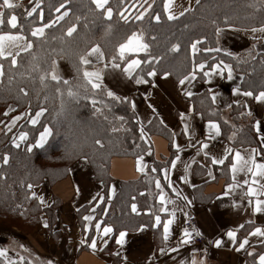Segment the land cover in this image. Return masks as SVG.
<instances>
[{"label": "crops", "instance_id": "crops-1", "mask_svg": "<svg viewBox=\"0 0 264 264\" xmlns=\"http://www.w3.org/2000/svg\"><path fill=\"white\" fill-rule=\"evenodd\" d=\"M22 1L14 0L18 4ZM196 4V0H174L172 11L179 16L178 14L183 8L191 5L192 9ZM133 10L136 11V9H130V12L134 15L135 11L133 12ZM165 14L167 16V12ZM255 35L260 36L261 34L256 33ZM253 44H255L254 52L264 53V40H253L250 32L226 29L221 39V45L236 55L249 51ZM60 68L62 69V67ZM66 68L69 72L66 75H71L68 66L63 67L65 72ZM110 70H106L104 75L107 86L118 95L127 96L131 101H135V112L143 125L150 124L149 121L154 120L153 122L156 121L165 127L166 132L152 134L150 137L151 150L147 154L119 155L112 158L109 168L112 182L108 195L113 199L123 181L145 180L149 176L160 179L161 187L165 193V203L161 204L159 200L161 190L155 187V182L152 180L155 187L153 192L157 194V207L155 211L145 210V214H149L150 220L143 224L148 227L143 230H139V226L116 230L111 223L104 222L102 217H98L97 207L100 202L92 201V197L97 193L103 196V185L93 179L88 163L80 160L74 165L70 174L55 184H50L45 180L34 185L33 191L37 193V196L44 197L45 203L41 205L43 208L51 206L55 198L61 200L55 211V220H52L46 212L40 213L39 223L28 232L25 239L21 238L16 241L13 234L19 233V229L16 227L7 228L0 219V249L6 250L1 257L6 261L11 260L18 264H25L20 260V257L24 258L27 255L31 257L30 261H34L35 264H38L36 260L41 261L44 257L51 259L53 264H175L181 259L190 260L193 248H196V259H203L204 264H254V257L248 256L245 250L239 252L235 250L238 243L233 245L227 232L235 230L237 241H241L253 226L264 227V214H257L253 211L256 197H252L253 203L249 204L248 197L245 195L249 186L258 188V185L252 184L253 177L246 171L238 170L235 173V179H233L234 174L230 166L225 167L228 165L227 160L225 165L212 164L210 161V157L219 156L224 147L239 149L246 158L248 156L246 150L255 147L258 149L255 157L256 162L264 163V153L259 152V145L255 143L257 138L253 131L255 121L264 119V106L251 97L245 98L232 92V88L237 84L240 85L241 74L234 70V81L227 80L226 73L224 77L213 76L211 84L206 79L202 80L197 76L191 85L186 82L183 86L184 90H182L171 75L166 78L163 75H156L151 83L137 85L122 70H115L118 74L115 77L111 76ZM68 76L66 78H69ZM210 88L212 92L217 93L215 104L222 111L221 119L234 126L231 113L235 104L231 108H228L227 104L234 100L241 101L244 117L237 125H240V129L249 125L254 138L250 137L252 135L240 137L237 131L235 139L229 140L228 136L231 135L232 130L228 136H224L221 131V135L216 140H208L207 121L209 119H204L195 110L190 97L185 95V90H190L195 95L203 90L209 91ZM249 109L252 112L251 116L247 115ZM182 112L185 113L184 121L180 119ZM211 119L219 122L215 118ZM184 123L190 125L187 134L183 131ZM198 140L209 143V157H205V149L196 144ZM190 144H196V146L191 147ZM176 155H179L180 159L176 162L175 168H172L170 161L175 159ZM139 157H143L140 164L147 165L143 173L138 170ZM186 165L187 172H185ZM153 166L158 170L167 166V179L164 178L163 171L152 173L150 169ZM239 167L238 163V169ZM183 175H187L186 181L179 179ZM245 179L249 180V185L243 184ZM255 179L259 180L260 184H264V178L257 176ZM169 180L181 192L180 197H177L170 188L165 187ZM230 183L234 184V187L228 190L227 185ZM236 184H239L240 187H235ZM113 187H115L114 193L111 192ZM225 191H228L229 194L223 195ZM260 198L264 199V196ZM234 200L237 202L236 204H233ZM89 201H92L91 205ZM92 206H96L95 213L89 212V208ZM110 207L111 204L108 202L105 209L108 210ZM162 207H166L168 211H160ZM137 213H140L138 205ZM173 213L174 219L169 226L168 241L171 247H175L177 240L182 237V230L186 228L184 224L187 218L195 215L197 221L191 229L187 228L191 235V242L179 248L178 252L162 256L158 250L164 246L163 223L172 218ZM184 213H187V216ZM88 214L94 215L95 219L92 222L83 220V216ZM155 215H160L161 224L154 227ZM44 220L48 222L47 228L43 225ZM249 221H252L253 224H249ZM96 223L101 224L99 232L95 229ZM85 224L89 225L87 231L84 228ZM241 224L244 225V228L239 227ZM49 225L52 226L54 234L49 231ZM104 226L113 228V233L109 234V237L103 235ZM119 231H126L123 245L116 243ZM193 232L201 233L200 236H203L206 241L196 243L192 236ZM89 237L96 240L95 249L90 246ZM103 239H108L107 245L102 243ZM216 239H222L223 243L220 247L214 244ZM260 239L264 238L249 237L251 246H246L247 251L255 249L254 255L264 251V247L258 242ZM81 240L87 242L81 243ZM15 241L27 248L21 250V248L13 246ZM205 250L206 255H204ZM117 252L120 253L119 256L116 255ZM153 253L158 261L153 258ZM125 256L127 261L124 260ZM173 257L175 260L172 259Z\"/></svg>", "mask_w": 264, "mask_h": 264}, {"label": "trees", "instance_id": "trees-1", "mask_svg": "<svg viewBox=\"0 0 264 264\" xmlns=\"http://www.w3.org/2000/svg\"><path fill=\"white\" fill-rule=\"evenodd\" d=\"M110 3L115 5L117 0H110ZM131 3H133V0H128V4ZM19 4L22 7L16 8L15 12L20 23H23L25 19L24 12L30 6V0H23ZM262 4H264V0H200L199 4H196L183 16H178L176 20H168L162 8V0H156L154 7L155 11L161 14L160 22L150 20L146 15L143 22L129 21L125 25L124 21L118 18L115 8L112 19L107 20L102 18L98 11L94 10L90 0H71L72 12L61 24L66 26L67 23L74 22L76 16L81 17L73 38L66 39L72 40L75 45L83 48L85 45L81 36H84L91 42L99 43L105 50L106 57L112 51L113 46L122 42L126 35L131 34V31L143 29L144 41L150 45L149 53L154 57H159L158 62L153 61L154 66L157 68V75H162L163 71H168L172 78L178 82L183 75L191 70L190 43L201 36H207L208 40L205 43L214 46L212 43L214 40L213 20L222 27L224 26L225 17L237 27H258L264 22V6ZM52 5L58 6L57 0H44L42 7L45 19L57 15L52 9ZM85 23L88 25L87 29L83 27ZM108 24L112 25V30L106 35L104 30ZM4 30L8 31V26H5ZM46 33L47 43L41 44L39 39L33 41L34 48L32 51H39L41 68L47 67L45 61L50 63V59L55 58V53H51V49L59 50L61 47H65V44L59 39L62 34L61 25L46 30ZM53 36H56L57 39L53 40ZM152 37H155V39L153 40ZM176 43L180 45L178 51L172 50V45ZM41 48L42 51H40ZM149 53L141 52L131 55L144 59ZM208 55V53H198L197 60ZM211 55L217 56L218 59H224L226 63H231L236 72L244 75V81H240L241 89L250 90L255 88L261 90V86L264 85L263 52L252 51V55L255 56L254 60L249 56V51L238 54L239 62L236 59L227 57L223 52L219 54L212 53ZM9 59L0 60V63L4 65L5 73L3 78H0V120L7 122L11 116L26 111L29 106H31L33 114L38 110V106L47 108V112L36 125L28 123V117L25 116L17 122L12 132L7 133V135L4 131L0 132V157L4 153L9 155L7 165L0 163V219L6 227L31 230L39 223L40 213L42 212H46L52 220L56 219L55 211L61 200L55 198L51 206L43 208L37 198L31 197L30 191H33V189L28 190L26 185L28 183L36 185L45 180L50 184H54V182L70 174L74 165L82 160L80 156L69 157L65 154V146L71 147L73 143L79 146V151L88 156V165L93 179L103 185L102 191L105 201L100 202L97 207L98 217H102L104 222L111 223L116 230L134 228L143 223H148L150 218L149 214H145V210L155 211L157 207V194L153 192L155 187L153 181H149V176L145 180L121 182L116 195L110 200L111 207L106 211V214L101 211L106 208L109 202L108 191L112 182L109 168L112 158L119 155H144L151 150V143L145 141L144 138H140V125L133 116L130 105L127 103L114 104L111 113L105 110V115L109 116V120L105 121L103 116L94 115L91 100L81 98L78 101H72L65 95L63 98L64 110L60 112L61 97L55 93L54 88L41 89L39 80H32L28 75L31 57L27 53H21L17 57L18 63L15 67H10ZM63 60L67 63L71 72L69 78L75 77L76 73L69 61L67 59ZM141 67H144V65H141ZM139 71L137 69V72L133 75L135 76ZM140 74L143 75V73ZM37 75L36 72H31V76ZM10 76L12 77L11 83H9ZM198 77L203 80L201 74H198ZM144 78L149 80V83L154 79V77L147 76ZM131 81L135 83L132 78ZM76 82V80H73V83ZM20 88L26 89L27 96L19 92ZM37 91H39V99H37ZM45 95L48 96L46 101L44 99ZM190 99L195 110L204 119L215 118L219 120L222 134L224 136L229 135L230 131L233 130V125L229 122L225 124L224 120L221 119L222 111L212 102L211 93L208 90L192 95ZM129 100L131 101L130 98ZM10 106L14 111L5 116L4 113L8 111ZM241 113H243V105L235 104L231 113L235 129L238 130L240 137H248L252 135L249 129L250 126L246 125L243 129H240V125H237L244 117ZM112 114L125 116L128 123L124 127L131 129V131L112 132L111 127L113 125L120 126L117 122L112 121ZM42 125L53 127V135L48 137L43 147L37 146L31 152L27 151V145L34 144L39 132L43 130ZM0 127L2 129L3 125H0ZM143 128L147 130L148 134L151 132L153 134L166 132V128L156 121L143 126ZM21 130L29 132V136L26 142H21L20 147L16 148L11 144V139L13 136L18 135ZM250 137L254 138L253 135ZM95 139H99L101 144H95ZM133 197H135V200L132 199ZM132 203L138 205L140 213L132 212ZM81 226L83 227V225ZM52 230V226L49 225V231L54 234ZM25 248L27 247H23L21 250ZM28 256H25L23 262L35 264L34 261H30L31 257ZM0 264H8V261L0 256ZM13 264L18 263L13 262Z\"/></svg>", "mask_w": 264, "mask_h": 264}, {"label": "snow or ice", "instance_id": "snow-or-ice-1", "mask_svg": "<svg viewBox=\"0 0 264 264\" xmlns=\"http://www.w3.org/2000/svg\"><path fill=\"white\" fill-rule=\"evenodd\" d=\"M91 4L94 6V10L98 11L102 18H106L107 20H111L114 13V8L118 18L124 21L125 25L129 23V21H140L143 22L145 16L147 15L150 20H155L156 22H160L161 14L155 11V3L156 0H133V3L128 4V0H117L115 5L110 3V0H90ZM44 0H30V6L25 9L24 12V22L20 23L19 18L15 12V9L18 7H22V5L14 2V0H0V60L9 59L10 67H15L18 63L17 57L20 56L21 53H27L31 57V61L29 63L30 72L28 75L32 80H39V84L41 89H48L49 87L54 88V91L57 95L61 97V109L60 112L64 110V97L65 95L70 98L72 101H78L83 98L84 100H91L92 108L94 109V115L103 116L105 121L109 120V116L105 115V110L111 113V109L116 103H127L130 105L132 109L133 116L135 117L137 123L140 125V138H144V128L143 122L140 120V117L136 115V103L135 101H130L127 96L118 95L115 91L107 88L104 85V75L105 71L108 69L117 70L120 69L124 74H126L129 78L134 79L137 85L140 84H148L149 80L144 77H155L157 75V68L154 66L153 61L159 60V57H154L149 53L150 45L144 41V30L140 29L138 31H131L130 35H126L122 42H119L117 45L113 46L111 52L108 53L106 57L105 50L101 47L99 43H94L87 40L86 37L81 36V39L84 42V47L80 48L73 43L72 40H68L66 38H73V34L77 32V28L81 17L76 16L74 22L67 23L66 26L62 25L61 22L66 20V17L72 12L71 0H57V5H52V9L57 13L54 17H49L45 19V14L43 10ZM174 0H162V8L164 12H167L168 20H176L178 18L177 14L172 11ZM196 3L199 4L200 0H196ZM264 6V4H262ZM130 9H136L135 14L133 15L130 12ZM191 10V5L186 8H183L182 11L179 12V16H183L186 12ZM7 13V16H6ZM214 25V40L213 45L209 46L205 42L208 40L207 36H201L190 43V51L192 55L191 59V70L188 71L182 78L179 79L178 83L181 86L182 90L183 86L187 82L189 85L192 84L193 81L197 79L198 74L202 75V78L206 79V81L211 84L213 80V76L224 77L226 73V78L229 81H234V68L231 63H226L224 59H218L217 56L211 55L212 53H221L223 52L227 57H231L236 59L239 62V58L235 53L228 50L227 48L221 45V39L225 34L226 29H231L233 31H243L250 32L252 34L253 40L259 41L264 40V22H262L258 27L253 26L251 28L246 27H237L232 24L227 17H225L224 26L217 24L215 20L212 21ZM56 25H61V36L59 39L65 44V47H61L59 50L51 49V53H55V58L50 59V63H47L46 68H41L40 61L41 56L39 51H32L34 48V39H39L41 44L47 43V33L46 30H50L54 28ZM8 26L9 30L5 31L4 27ZM85 29H87L88 25L85 23L83 25ZM16 30V31H12ZM112 30V25L108 24L105 28V34H109ZM256 33H260V36L255 35ZM53 40L57 39L56 36L52 37ZM154 40L155 37H152ZM180 48L179 43L172 45V50L178 51ZM255 49V44H253L252 49L249 50V56L251 59H255V56L252 55V51ZM42 51V48L40 49ZM149 53L144 59H140L135 55L137 53ZM208 53L207 57L201 58L197 60V54ZM51 55V54H46ZM58 59H67L71 64L72 69L76 73L75 77L72 78H64L58 70ZM211 61V62H209ZM96 65H102L101 67H96ZM144 65V67H141ZM91 68V70H89ZM139 69V73L135 76L134 73ZM207 69V70H205ZM31 72H36L37 76H31ZM140 73H143L141 75ZM4 65L0 63V78L4 76ZM163 77H168L170 73L168 71L162 72ZM73 80H76V83H73ZM240 80L244 81V75L240 76ZM12 82V77H9V83ZM54 82V83H53ZM20 93H23L27 96V91L25 88L19 89ZM211 93L212 102L215 103L217 99V93L212 92L211 88L209 89ZM232 92L237 95H242L245 98L251 97L253 100L257 102H261L262 106H264V85L261 86V90H257L252 88L250 90H243L241 86L237 84L234 88H232ZM185 95L191 97L193 93L190 90H185ZM39 91H37V99H39ZM147 98V97H146ZM45 101L48 99V96L45 95ZM233 104L240 105V100H234L232 103L227 104L228 108H231ZM99 105V106H98ZM151 107V105H150ZM14 111L11 106L8 111L4 113L5 116H8L9 112ZM153 111L155 109L153 108ZM47 112V108L43 106H38V110H36L33 114L31 110V106L24 112H20L18 115L11 116V118L5 122L4 120H0V125H3V128L0 131H4L5 135L7 133L12 132L13 128L17 125V122L20 121L23 117H28V123L32 125H36L39 123L40 118ZM59 115V113H57ZM244 115V113H241ZM248 116L252 115L251 109L247 112ZM181 121L185 119V113H180ZM112 121L117 122L120 126L117 127L113 125L111 127V131L116 133L121 130L130 132L131 129L125 128L124 126L128 123L127 119L123 115H115L112 114ZM150 122V121H149ZM111 123V121H110ZM227 124V121H224ZM190 125L188 123H184L183 131L185 134L189 132ZM233 131L230 136H228L229 140H234L237 134L235 126L233 125ZM43 130L39 132V138L35 140L34 144L27 145V151L31 152L34 147H43L48 140V137L53 135V127L42 125ZM208 128V140H216L217 137L221 135V125L219 122L209 119L207 121ZM6 130V131H5ZM254 135L257 138L255 143L259 145V152L264 153V119L256 120L253 125ZM175 135V133H173ZM29 136V132L27 131H19L18 135H15L11 139V144L19 148L21 142H26ZM95 144L100 145L101 141L99 139H95ZM196 144H199L202 149H205L204 156L209 157V143L205 141H196ZM196 144H190L189 146L195 147ZM177 147H179L177 145ZM79 146L75 143L69 146H65V154L69 157L72 156H80V158L85 162H89V158L87 155H84L81 151L78 150ZM248 153L247 158L242 155L241 150L233 149L230 147H224L219 156L213 155L210 157V161L212 164L225 165V161H228V165L230 166L231 171L233 172V179H235V173L239 171H246L251 173L253 179L252 184L258 185L257 187L249 186L245 195L248 197V203L252 204V197H256L254 202L253 211L257 214H264V199H261V196H264V184H260L259 180L255 179L257 176L264 178V163L256 162V155L258 153V149L252 147L246 150ZM143 157L138 158V170L140 172H145L147 165L140 164V161ZM180 159L179 155L175 156V159L170 161V166L175 168L176 162ZM9 161V155L4 153L2 157H0V163L3 165H7ZM238 163L240 165L238 169ZM150 171L152 173H157L158 171H163L164 178L167 179L168 167L163 166L159 170L157 167L153 166ZM185 172H187V165L185 166ZM180 180H187V175H183L179 177ZM154 180L155 187L160 189L159 192V200L161 204L165 203V193L161 187V181L158 178L150 177L149 181L152 182ZM244 185H249V180L245 179L243 181ZM165 187L170 188L177 197L181 196V192L176 189L172 182L169 180ZM234 184H228L227 189H233ZM235 187H240L239 184H236ZM28 190H32L34 185L32 183H28L26 185ZM111 192H115V187L111 189ZM229 192L225 191L223 195H228ZM30 195L32 198H37L39 203L43 205L45 203L44 197L40 195L37 196L35 191H30ZM27 199V197H26ZM135 200V197L132 198ZM187 200L186 197H184ZM111 196L108 197V201L110 202ZM92 201L103 202L105 201V197L97 193L96 196L92 197ZM92 201H89V204H92ZM188 203H191L188 201ZM237 202L234 200L233 204ZM96 206H92L89 208L90 213H95ZM131 210L133 213H137V204H131ZM102 213L106 214V209L101 210ZM151 212V209H148ZM160 211L167 212L168 209L166 207L160 208ZM187 216V213H184ZM95 219L93 214H88L83 216V220L85 222H92ZM173 217L169 218L166 222L163 223V244L164 246L159 248V253L163 255H167L168 253L178 252L179 248L183 245L191 242V235L187 228L182 230V237L179 238L176 242L175 247H171L168 244L169 236H170V225L173 223ZM154 227L159 226L161 224L160 215L154 216ZM249 224H253L252 221L248 222ZM43 225L45 228L48 227L47 220L43 221ZM89 225L85 224L84 228L87 231ZM148 227V225H140L139 230H143ZM240 228H244V225H239ZM101 228L100 223L95 224V229L99 232ZM113 233V228L111 226L103 227V235L104 237H109V234ZM198 235L201 233L197 232ZM227 236L230 238V242L235 245L238 243V247L235 249L237 252L240 250H245L248 256L254 257V264H264V251L259 253H255V249L253 251H247L246 246H251L249 237H258L264 238V227L262 226H253L251 230L247 233V235L241 240L237 241V232L235 230H230L227 232ZM126 231H119V236L116 239V243L118 245H123L125 243ZM91 240V247L93 249L96 248V240L94 238L89 237ZM87 241L81 240V243H86ZM262 247H264V239H260L258 241ZM102 243L107 245L108 239H103ZM222 239H216L214 244L217 247L222 245ZM23 247V245H20ZM5 249H0V256L5 254ZM197 249L193 248L192 257L190 260L181 259L175 264H204V260L196 259ZM206 250L204 251V255H206ZM117 256L120 255L119 252L116 253ZM153 258H156L155 253H153ZM158 261V258H156ZM175 260V258H172ZM20 260L23 261L24 258L20 257ZM124 260L127 261V257H124ZM8 264H13L11 260L8 261ZM47 264H53L52 260H48Z\"/></svg>", "mask_w": 264, "mask_h": 264}, {"label": "rangeland", "instance_id": "rangeland-1", "mask_svg": "<svg viewBox=\"0 0 264 264\" xmlns=\"http://www.w3.org/2000/svg\"><path fill=\"white\" fill-rule=\"evenodd\" d=\"M194 8V7H193ZM135 10H133V12H134ZM102 65H96V67H101ZM60 67H62V69L60 68ZM63 67H67L66 66V62H64V60L63 59H60V60H58V70H59V73L64 77V78H66V76H68V75H66V73L68 72V69L66 68V72H65V70L63 69ZM89 70H91V68L89 69ZM68 74H69V72H68ZM110 74H111V76H113V77H115V76H117L118 74L115 72V70H110ZM71 75H69L68 77H70ZM104 85H108L107 84V81H106V79H104ZM107 88H109L108 86H107ZM112 90V89H111ZM152 123V121H150V124ZM143 126H146V125H143ZM144 133H145V135H144V139H146L145 141H147L148 143L150 142V137L152 136V132L150 133V134H148L147 133V130H145V128H144ZM151 143V142H150ZM57 182V181H56ZM56 182H54V184L56 183ZM110 186H111V184H110ZM35 227V226H34ZM33 227V228H34ZM14 228V227H13ZM17 228V227H16ZM33 228H31V229H33ZM17 229H19V233H15V234H13V236H15V239H16V241L17 240H20V237H22V238H24V237H26V235L28 234V232L30 231V230H28L27 228H23V229H20V228H17ZM10 234V233H9ZM8 234V235H9ZM17 234V235H16ZM20 236V237H19ZM25 239V238H24ZM13 242V246H17L18 248H23V247H20V243H18V242ZM1 243V242H0ZM25 244L28 246V244H27V242H25ZM29 257V256H28ZM49 259L48 258H45L44 257V259H41V261L40 260H36L37 261V263L38 264H44V262H45V264H47V261H48ZM51 260V259H50ZM23 261H25V257H24V260ZM26 264V263H25ZM56 264V263H55Z\"/></svg>", "mask_w": 264, "mask_h": 264}, {"label": "built area", "instance_id": "built-area-1", "mask_svg": "<svg viewBox=\"0 0 264 264\" xmlns=\"http://www.w3.org/2000/svg\"><path fill=\"white\" fill-rule=\"evenodd\" d=\"M196 221H197V217L193 215L187 218L184 225L186 228L191 229L195 225ZM192 236L196 243H203L206 241V239L203 236H200L195 232L192 233Z\"/></svg>", "mask_w": 264, "mask_h": 264}, {"label": "bare ground", "instance_id": "bare-ground-1", "mask_svg": "<svg viewBox=\"0 0 264 264\" xmlns=\"http://www.w3.org/2000/svg\"><path fill=\"white\" fill-rule=\"evenodd\" d=\"M77 169H79V168H77Z\"/></svg>", "mask_w": 264, "mask_h": 264}]
</instances>
